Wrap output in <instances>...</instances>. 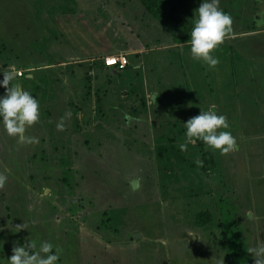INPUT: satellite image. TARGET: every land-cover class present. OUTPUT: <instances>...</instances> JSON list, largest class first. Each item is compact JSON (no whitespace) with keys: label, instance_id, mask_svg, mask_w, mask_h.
Masks as SVG:
<instances>
[{"label":"rangeland","instance_id":"374dc122","mask_svg":"<svg viewBox=\"0 0 264 264\" xmlns=\"http://www.w3.org/2000/svg\"><path fill=\"white\" fill-rule=\"evenodd\" d=\"M220 7L233 32L210 68L138 0H0V80L15 66L40 104L38 143L0 125L2 264L29 240L62 249L58 264L264 259L250 252L264 247V0ZM113 53L125 68L102 63ZM210 108L238 148L181 152L183 123Z\"/></svg>","mask_w":264,"mask_h":264},{"label":"clouds","instance_id":"9594fccd","mask_svg":"<svg viewBox=\"0 0 264 264\" xmlns=\"http://www.w3.org/2000/svg\"><path fill=\"white\" fill-rule=\"evenodd\" d=\"M233 18L230 13L220 7V0H201L200 6L194 11L190 33V53L192 58L203 60L210 68H214L219 59L214 56L213 50L233 32ZM19 71L15 66L3 72L0 87L5 94L0 95V125L9 136L19 137L21 143H38L36 137L25 135L28 127L37 124L40 120V104L38 99L25 90L18 82ZM153 100V96H152ZM128 119V117H125ZM184 124V143L179 145L181 152L188 151L189 145H195L197 140L202 141L209 149L226 155L238 148V141L229 130L228 117L219 114L215 108L201 110V112L187 120ZM63 117L57 124L58 130H63ZM198 167H203V161L197 160ZM8 177L0 172V189L5 187ZM24 225L17 226V232ZM3 229L0 228V231ZM3 242V241H0ZM13 254L6 264H58L62 249L51 242L41 241L39 246L29 240L24 244L13 247ZM256 257L264 256V247L250 249ZM2 264V262H0ZM255 264H264V259H256Z\"/></svg>","mask_w":264,"mask_h":264},{"label":"trees","instance_id":"16d2710c","mask_svg":"<svg viewBox=\"0 0 264 264\" xmlns=\"http://www.w3.org/2000/svg\"><path fill=\"white\" fill-rule=\"evenodd\" d=\"M138 1L146 8L148 13L155 20L165 27V29L172 35L176 43L183 44L190 41L192 26L189 23L186 10L187 0ZM101 61L104 64L102 59Z\"/></svg>","mask_w":264,"mask_h":264},{"label":"built area","instance_id":"2783aa9c","mask_svg":"<svg viewBox=\"0 0 264 264\" xmlns=\"http://www.w3.org/2000/svg\"><path fill=\"white\" fill-rule=\"evenodd\" d=\"M102 60L106 66L117 69H123L128 64L127 56L126 54L123 53H113V54L104 55L102 57ZM19 73L20 75L22 74L20 70Z\"/></svg>","mask_w":264,"mask_h":264},{"label":"crops","instance_id":"0c3cea01","mask_svg":"<svg viewBox=\"0 0 264 264\" xmlns=\"http://www.w3.org/2000/svg\"><path fill=\"white\" fill-rule=\"evenodd\" d=\"M187 43H189V42H187ZM183 44H186V43H183ZM100 59H102V57Z\"/></svg>","mask_w":264,"mask_h":264}]
</instances>
